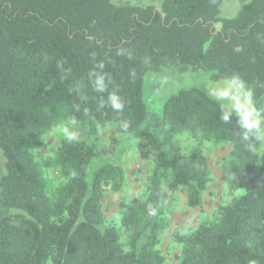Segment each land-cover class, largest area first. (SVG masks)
I'll list each match as a JSON object with an SVG mask.
<instances>
[{"label":"trees","instance_id":"trees-1","mask_svg":"<svg viewBox=\"0 0 264 264\" xmlns=\"http://www.w3.org/2000/svg\"><path fill=\"white\" fill-rule=\"evenodd\" d=\"M222 1L163 0L158 11L111 0H0V203L20 211L0 219V264H166L159 244L169 211L180 197L187 208H202L212 182L205 141L230 145L220 165L231 199L213 220L172 233L177 264H264V146L248 151L235 115L224 123L225 107L201 89H181L162 103V125L194 145L165 169L158 154L141 194L120 198L123 169L95 160L115 152V133L143 125L147 72L238 75L264 109V0H240L248 4L232 19L218 17ZM99 75L102 93L94 90ZM111 92L122 112L110 107ZM58 122L84 127L91 139L66 135L44 163L36 149ZM107 128L105 147L99 136ZM151 146L157 150L152 134H141L139 154ZM47 168L59 177L54 186ZM105 187L118 199L124 242L104 213ZM241 188L245 194L234 198Z\"/></svg>","mask_w":264,"mask_h":264},{"label":"rangeland","instance_id":"rangeland-1","mask_svg":"<svg viewBox=\"0 0 264 264\" xmlns=\"http://www.w3.org/2000/svg\"><path fill=\"white\" fill-rule=\"evenodd\" d=\"M163 0H111L114 5L129 4L135 6L153 5L160 9ZM248 4L247 1L223 0L218 12L220 19H232ZM220 23L215 27L218 29ZM227 80H213L210 73L206 71L173 73L167 69L159 72H147L143 82V100L147 108L146 119L141 128L129 134L115 133L117 145L115 152L103 154L95 160L108 162L121 166L124 172L125 183L120 192V198L130 199L143 192L147 178L150 174L154 158L159 154L165 160L164 169L168 168V160L174 153L185 155L193 147L194 143L186 135L171 136L167 126L161 123V105L170 96L176 94L181 89L198 88L201 89L211 99L218 101L225 108L231 106V100H218L209 92H220L228 90L230 94L241 97V93L235 88L229 89ZM109 129L100 133L99 141L107 147L109 139ZM114 130V128H113ZM148 132L154 138L157 150L152 146L146 151L145 156H141L137 149L140 135ZM66 135H72L77 140L90 141L91 135L84 127H77L70 130L64 123L58 122L53 129L42 138V144L36 149L38 160L45 163L51 157L52 152ZM264 144L259 143V152ZM203 154L209 162V169L212 175V182L203 196L202 208L189 209L183 204V199L178 198L174 207L169 211L170 227L161 237L159 250L165 256L166 264H177L179 247L172 241V233L175 230L187 231L200 223H207L217 216L220 206L227 204L231 197L227 196V186L225 175L221 169L223 158L229 156L230 145H221L213 141H205L202 146ZM46 176L54 186L59 181V177L51 168L45 169ZM4 173V158L0 150V176ZM170 174V173H169ZM168 174V175H169ZM105 199L103 210L108 223L117 227L121 242L125 241V233L121 229L117 207L118 199L110 193L109 187H105ZM245 189L241 188L234 192V198H240L245 194ZM19 210L5 207L0 203V219L4 216L19 213Z\"/></svg>","mask_w":264,"mask_h":264},{"label":"clouds","instance_id":"clouds-1","mask_svg":"<svg viewBox=\"0 0 264 264\" xmlns=\"http://www.w3.org/2000/svg\"><path fill=\"white\" fill-rule=\"evenodd\" d=\"M235 50L240 51L239 48H236ZM117 55H121V50H117ZM98 67L103 68L104 64L101 62ZM93 72L94 70L89 74H92ZM130 75L135 77V71H132ZM226 84L229 89L235 88L239 91L241 97L238 98L231 95L228 90L220 92L210 91L209 95L214 96L218 100H231V106L223 110L221 119L224 123H229L230 118L235 115L238 127L241 130L239 133L241 141L244 142V146L248 151L255 153L257 152L255 142L264 144V109H257L255 107L252 101L253 91L250 88H245L244 82L238 75H234L230 80L226 81ZM94 90L101 93L107 90L103 75L97 76ZM107 100L114 111H123L124 103L115 92L109 93ZM103 106L102 102L101 107ZM73 123H75V121H73ZM122 126L127 128V122H124ZM68 139L71 141L75 139V137L68 135ZM148 213L149 215H155L156 210L149 207Z\"/></svg>","mask_w":264,"mask_h":264},{"label":"water","instance_id":"water-1","mask_svg":"<svg viewBox=\"0 0 264 264\" xmlns=\"http://www.w3.org/2000/svg\"><path fill=\"white\" fill-rule=\"evenodd\" d=\"M156 10L160 11L159 9H156Z\"/></svg>","mask_w":264,"mask_h":264}]
</instances>
